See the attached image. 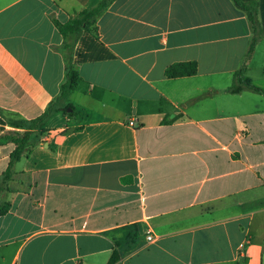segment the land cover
I'll return each instance as SVG.
<instances>
[{
	"label": "crops",
	"instance_id": "crops-1",
	"mask_svg": "<svg viewBox=\"0 0 264 264\" xmlns=\"http://www.w3.org/2000/svg\"><path fill=\"white\" fill-rule=\"evenodd\" d=\"M100 1L0 0V136L54 101L4 185L0 146V264H264V96L228 91L243 65L264 90V0L248 59L232 0H113L65 48L53 21Z\"/></svg>",
	"mask_w": 264,
	"mask_h": 264
},
{
	"label": "trees",
	"instance_id": "trees-1",
	"mask_svg": "<svg viewBox=\"0 0 264 264\" xmlns=\"http://www.w3.org/2000/svg\"><path fill=\"white\" fill-rule=\"evenodd\" d=\"M113 0H101L95 7L86 9L78 13L74 18L68 20L66 23H60L58 21H53L59 34L65 41V48L68 47L69 40L72 41V48L77 37L82 32H89L96 36V22L97 19L103 14V12L108 8ZM234 5L242 10L250 23L253 31V38L251 40L247 56L253 52L256 44L258 43L261 26L257 18V7L258 3L256 0L243 1V0H232ZM246 67L243 65L239 70H237L233 75L232 84L228 91L231 94H239L243 91H248L256 94H261L264 96V90L255 86L251 81L245 76ZM197 72V66L195 62L178 63L170 66L165 75L167 78H181L190 77L195 75ZM80 78L77 71L74 69L71 60H65V75L64 79L60 85V91L56 96L55 100L66 101L70 94L76 89ZM52 101L43 115L33 121H9L15 128L23 129L22 131H6L0 136V146L6 144H12L13 150L9 154L8 165L6 170L1 175V184H6L13 173L15 164L21 159L23 154L28 152L31 147H33L39 138L45 134V131H33L36 128L38 122L46 118L53 110ZM70 108L67 106L62 110L65 115H71V113L66 114L65 110ZM11 208L9 202L0 201V217L6 215ZM115 256H111L109 263L114 261Z\"/></svg>",
	"mask_w": 264,
	"mask_h": 264
},
{
	"label": "built area",
	"instance_id": "built-area-1",
	"mask_svg": "<svg viewBox=\"0 0 264 264\" xmlns=\"http://www.w3.org/2000/svg\"><path fill=\"white\" fill-rule=\"evenodd\" d=\"M130 125H132V123H130ZM147 241H153L155 239V237L153 235H151L150 233L146 236Z\"/></svg>",
	"mask_w": 264,
	"mask_h": 264
},
{
	"label": "water",
	"instance_id": "water-1",
	"mask_svg": "<svg viewBox=\"0 0 264 264\" xmlns=\"http://www.w3.org/2000/svg\"><path fill=\"white\" fill-rule=\"evenodd\" d=\"M66 112H67V113L71 112V109H70V108H69V109H67V110H66Z\"/></svg>",
	"mask_w": 264,
	"mask_h": 264
},
{
	"label": "rangeland",
	"instance_id": "rangeland-1",
	"mask_svg": "<svg viewBox=\"0 0 264 264\" xmlns=\"http://www.w3.org/2000/svg\"><path fill=\"white\" fill-rule=\"evenodd\" d=\"M69 109V108H68ZM59 117V116H58Z\"/></svg>",
	"mask_w": 264,
	"mask_h": 264
}]
</instances>
